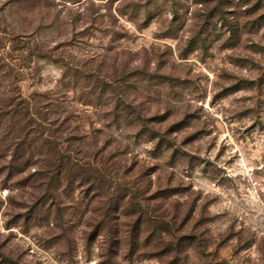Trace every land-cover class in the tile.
<instances>
[{"label": "rangeland", "instance_id": "obj_1", "mask_svg": "<svg viewBox=\"0 0 264 264\" xmlns=\"http://www.w3.org/2000/svg\"><path fill=\"white\" fill-rule=\"evenodd\" d=\"M0 264H264V0H0Z\"/></svg>", "mask_w": 264, "mask_h": 264}, {"label": "trees", "instance_id": "obj_2", "mask_svg": "<svg viewBox=\"0 0 264 264\" xmlns=\"http://www.w3.org/2000/svg\"><path fill=\"white\" fill-rule=\"evenodd\" d=\"M21 105H24L25 107H21ZM15 106L18 107L16 112H13V117L17 116L19 120H23V118H26V116L28 117V113L23 114V112L27 109L25 100L19 98ZM20 131L21 132L24 131L23 126L21 127ZM32 131L34 135L37 137V141L42 140V143L48 146L49 149L48 151L50 153L48 155L49 160L47 162V168H48L47 172L51 174L52 178L50 177V179H52L53 181H60L62 177L69 179L71 177L73 167L76 166V162H74V160L70 157V154L64 153L63 151L58 149V144L54 141L55 137L53 135L47 134L44 137V134L40 129V125H36ZM22 156L23 155L18 156V159H22V161H24L25 163L28 158H24V156L23 157Z\"/></svg>", "mask_w": 264, "mask_h": 264}]
</instances>
